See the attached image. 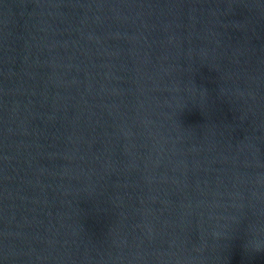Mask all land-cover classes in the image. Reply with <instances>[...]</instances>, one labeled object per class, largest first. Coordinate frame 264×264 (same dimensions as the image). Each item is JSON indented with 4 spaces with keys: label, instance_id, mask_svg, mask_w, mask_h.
I'll list each match as a JSON object with an SVG mask.
<instances>
[{
    "label": "water",
    "instance_id": "obj_1",
    "mask_svg": "<svg viewBox=\"0 0 264 264\" xmlns=\"http://www.w3.org/2000/svg\"><path fill=\"white\" fill-rule=\"evenodd\" d=\"M0 264H264V0H0Z\"/></svg>",
    "mask_w": 264,
    "mask_h": 264
}]
</instances>
